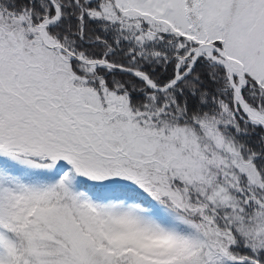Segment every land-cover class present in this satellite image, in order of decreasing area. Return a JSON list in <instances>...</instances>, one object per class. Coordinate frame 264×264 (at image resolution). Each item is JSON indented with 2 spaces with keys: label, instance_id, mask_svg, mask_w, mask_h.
<instances>
[{
  "label": "snow or ice",
  "instance_id": "obj_1",
  "mask_svg": "<svg viewBox=\"0 0 264 264\" xmlns=\"http://www.w3.org/2000/svg\"><path fill=\"white\" fill-rule=\"evenodd\" d=\"M0 264H264V0H0Z\"/></svg>",
  "mask_w": 264,
  "mask_h": 264
}]
</instances>
